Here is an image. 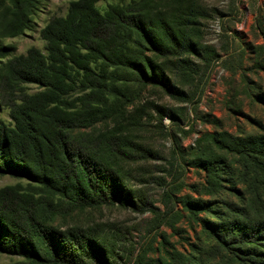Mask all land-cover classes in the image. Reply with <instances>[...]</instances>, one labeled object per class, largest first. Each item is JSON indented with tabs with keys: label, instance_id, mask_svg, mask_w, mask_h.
<instances>
[{
	"label": "rangeland",
	"instance_id": "obj_1",
	"mask_svg": "<svg viewBox=\"0 0 264 264\" xmlns=\"http://www.w3.org/2000/svg\"><path fill=\"white\" fill-rule=\"evenodd\" d=\"M72 1L38 0L30 29L4 44L46 53L40 31ZM136 1L152 35L137 57L149 83L129 73L116 114L76 132L101 141L120 198L49 224L87 236L100 257L85 264H264V0ZM0 120L11 122L7 107Z\"/></svg>",
	"mask_w": 264,
	"mask_h": 264
},
{
	"label": "trees",
	"instance_id": "obj_2",
	"mask_svg": "<svg viewBox=\"0 0 264 264\" xmlns=\"http://www.w3.org/2000/svg\"><path fill=\"white\" fill-rule=\"evenodd\" d=\"M103 1H72L65 16L41 29L46 53L31 48L16 56L3 39L30 29L38 0H0V106L11 119L0 120V178L26 182L0 188V255L21 258L13 264L98 259L84 233L55 229L50 219L120 198L101 141L76 132L116 114L110 100L122 94L129 73L149 83L137 57L152 35L139 2L103 10ZM29 85L40 90L30 93Z\"/></svg>",
	"mask_w": 264,
	"mask_h": 264
}]
</instances>
